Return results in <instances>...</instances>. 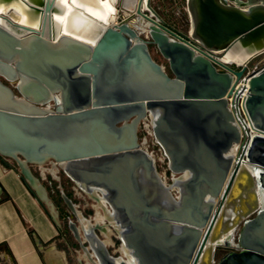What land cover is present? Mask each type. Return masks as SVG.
<instances>
[{
  "label": "water",
  "instance_id": "water-1",
  "mask_svg": "<svg viewBox=\"0 0 264 264\" xmlns=\"http://www.w3.org/2000/svg\"><path fill=\"white\" fill-rule=\"evenodd\" d=\"M16 1L35 23L0 0V154L56 221L33 166L50 161L98 201L108 225L86 220L61 191L91 264H264V65L247 76L243 106L255 133L237 158L242 131L228 102L245 66L264 56V0H186L200 47L164 24L150 0H120L123 17L110 10L106 21L73 0ZM67 9L77 25L63 27ZM146 119L169 179L139 141ZM107 226L118 255L94 230ZM35 241L46 264H67L55 244ZM218 245L230 250L216 261Z\"/></svg>",
  "mask_w": 264,
  "mask_h": 264
},
{
  "label": "crops",
  "instance_id": "crops-1",
  "mask_svg": "<svg viewBox=\"0 0 264 264\" xmlns=\"http://www.w3.org/2000/svg\"><path fill=\"white\" fill-rule=\"evenodd\" d=\"M38 168L42 175L41 184L58 209L55 200L49 195L50 181L46 180L49 173L56 176L57 168L50 161ZM161 173L169 179L164 168ZM60 218L56 221L48 206L27 185L18 169L7 166L0 159V264H46L36 238L45 246L55 244L67 264L69 257L77 264H91L80 247L69 243L65 230L62 229L61 233ZM108 243L109 246L113 244L111 237Z\"/></svg>",
  "mask_w": 264,
  "mask_h": 264
},
{
  "label": "rangeland",
  "instance_id": "rangeland-1",
  "mask_svg": "<svg viewBox=\"0 0 264 264\" xmlns=\"http://www.w3.org/2000/svg\"><path fill=\"white\" fill-rule=\"evenodd\" d=\"M228 3L232 4V1L228 0ZM116 19L119 20L121 17H123V14L126 12L121 1L117 0L116 3ZM150 6L157 12V14L159 15V17L161 18L162 22L164 24H166L167 26H169L170 28L179 31L183 34H187L191 37L189 30H190V16H189V12L187 9V3L186 0H150ZM192 38V37H191ZM150 51L153 55V57L156 58V60L164 65L167 66V62L166 60L161 56V54L159 52L156 51V48L154 45H150ZM259 59H256L255 61H253L250 65L249 68H252L255 63L258 61ZM234 66V65H232ZM138 137H139V141H143L144 137L147 136L145 129H144V123H140L139 124V128H138ZM148 137H151L150 135ZM156 153H158V151H156ZM5 160L7 162H9L10 164H15L17 167L16 162L14 161V159L10 158V157H5ZM158 167H159V171H163L164 165L162 164V162H160V160L158 159L157 161ZM33 171L34 173L37 175L38 172V168L36 166H33ZM62 180L65 181V185H61L60 190H62L63 192H65L69 197H71L76 203H78L80 201V197L77 196L76 194H74L72 188H71V184L68 182L67 177L63 174L62 176ZM46 180L49 181L50 180V176L47 175L46 176ZM59 183V182H58ZM88 206L86 208H81L79 209L80 214L82 215V217L85 218H96V220L98 219L100 222L102 221L103 223H105L106 225L107 222H105L104 220V215L101 212V210L98 208V205L92 200V199H88ZM59 205L61 204L62 209L64 208V203H62V201L59 199ZM93 207V208H92ZM108 209V207H106V210ZM98 210V211H97ZM96 215V216H95ZM98 215V216H97ZM252 215V214H251ZM94 221V219H93ZM241 224V223H240ZM239 224V226H240ZM65 227V226H64ZM107 228H109L107 226ZM65 232H66V237L69 240V243L74 244V246L76 248H78V245L75 243L70 231L67 229V227L64 228ZM109 232H111L110 228H109ZM108 232V234L102 233V236H104L103 238H105L107 241L110 242V233ZM115 242V240L113 241V243ZM62 244V243H61ZM60 244V245H61ZM117 245H110V249L113 253H115L116 255H118L119 253H117V251L119 250V241L116 242ZM225 249V250H224ZM227 248H224L223 245H218L216 246L215 249V254H214V258L215 260H219L225 253H227L226 251ZM69 264H77L72 258L69 257ZM89 264V263H87Z\"/></svg>",
  "mask_w": 264,
  "mask_h": 264
},
{
  "label": "built area",
  "instance_id": "built-area-1",
  "mask_svg": "<svg viewBox=\"0 0 264 264\" xmlns=\"http://www.w3.org/2000/svg\"><path fill=\"white\" fill-rule=\"evenodd\" d=\"M174 31L177 33V35L180 38L188 40L193 45V47L194 46L200 47L198 42L196 40L192 39L189 35L183 34V33L176 31V30H174ZM232 65H234V66H232ZM262 65H264V58H261L260 60H258L252 68H249V66H245L244 74H243L242 78L235 84L232 93L230 94V96H228L229 106L232 109V111L235 115L236 121L239 124L241 131H242L241 141L235 146V157L236 158L239 157L241 154H244L247 151L250 138L252 137L253 133H255V131L252 129V126H251V124L248 120V117L246 115V112H245V109L243 106V100H244L246 93H247V80H248L247 76H248V74H250L252 71L257 70ZM230 66L235 70H239L242 67H244V64H242V65L230 64ZM141 123H144V129H145V132L147 134V136L144 137V140L141 141V143H143V145L151 153H153V155H155L156 161H158V159H159L160 162H162V164L164 165V171H165V173L168 174L166 159L164 158L162 151L159 148V146L155 143L153 135L151 133L150 120L146 119V120H143ZM149 135L151 137H148ZM156 151H158V153H156ZM157 166H158V164H157Z\"/></svg>",
  "mask_w": 264,
  "mask_h": 264
},
{
  "label": "flooded vegetation",
  "instance_id": "flooded-vegetation-1",
  "mask_svg": "<svg viewBox=\"0 0 264 264\" xmlns=\"http://www.w3.org/2000/svg\"><path fill=\"white\" fill-rule=\"evenodd\" d=\"M261 58H264V56H260L258 59L260 60ZM37 167V166H36ZM38 168V167H37ZM41 174V172H40V170H39V168H38V172H37V175H40ZM64 173L59 169H57V171H56V176H52V174L51 173H49V176H50V185L48 184V186H49V195L55 200V202H56V204H57V207H58V210H59V214H60V216L59 217H61L60 219H61V224H62V226H61V233H62V229L64 230V228L65 227H67V229L70 231V233H71V235H72V237H73V239H74V241H75V243L78 245V247H79V244H78V242L76 241V239L74 238V236H73V233H72V231L70 230V228H69V225H68V219L69 218H72L74 221H76L77 222V224H79V221L77 220V218L75 217V216H73L71 213H70V211H69V209H68V207H67V205L65 204V202L63 201V199H62V197H61V191L62 190H60V187H61V185L63 186V185H65V181L64 180H62V175H63ZM65 175V174H64ZM66 176V175H65ZM67 177V176H66ZM67 180H68V182L71 184V188H72V190H73V192H74V194H76L77 196H79L80 197V201L78 202V203H76L72 198V200L75 202V204L77 205V209L79 210V209H81V208H86L89 204H88V199H92L97 205H98V208L99 209H101V212L103 213V215H104V220H105V222H107V220L105 219V212L103 211V209H102V207H100L99 206V204H98V201L96 200V199H94V198H92V197H90L89 195H87V194H85L84 192H82L81 190H79L76 186H75V184L67 177ZM59 182V183H58ZM61 184V185H60ZM59 199L62 201V203H64V208L62 209V207H61V204L59 205ZM93 208V207H92ZM85 218V217H84ZM86 220L88 219V218H85ZM89 220L93 223V219H91V218H89ZM101 223H102V221H101ZM65 226V227H64ZM94 230H95V232L97 233V234H99L101 237H102V231L100 230V229H98V228H96V227H94ZM110 235H111V238L113 239V241L115 240V242L113 243V245H117L116 244V242H118L119 241V239L115 236V234H114V232H111L110 233ZM119 243H120V241H119ZM119 245V244H118ZM224 248H226L225 246H223ZM109 248H110V246H109ZM111 250V249H110ZM225 250V249H224ZM230 249L229 248H227L226 249V251L228 252ZM117 253H119V250L117 251ZM114 255H116L115 253H113ZM89 259V258H88ZM90 261V260H89ZM90 263H91V261H90Z\"/></svg>",
  "mask_w": 264,
  "mask_h": 264
},
{
  "label": "bare ground",
  "instance_id": "bare-ground-1",
  "mask_svg": "<svg viewBox=\"0 0 264 264\" xmlns=\"http://www.w3.org/2000/svg\"><path fill=\"white\" fill-rule=\"evenodd\" d=\"M32 1L34 2L36 0H32ZM59 1L61 3H64V4L66 3V0H59ZM116 1L117 0H114V2L112 3L111 0H106L105 3L100 4L99 7H97V8L96 7H93L90 4V1L89 0H73V4H78V5L83 6L84 9L87 10L88 12H90L94 17H96V18H98L100 20H105L106 21V20H108V15H109L110 10L116 11V5H115V2ZM9 4L14 7L13 10H14V12L17 13V15L19 16V20L22 23H24V24H30V25H32L33 23H35V19H34L33 14L29 13L28 11H26L19 2H17L16 0H9ZM4 8H5V4L2 3V2H0V10H2ZM69 10L70 9H67L65 17L62 19L63 27H67V26L70 27V26L77 25L76 24L77 22L75 21V18H73L74 16H71V13L68 12ZM56 20H57V18H56ZM232 57L235 59L236 57H238V55L237 54L236 55H232ZM247 168L250 169V167H247ZM257 199H258V202L259 203L260 202L264 203V193H259V195H257ZM232 205L233 204L231 203L230 206H232ZM229 208L230 207H228L226 209V212L227 213H229V210H230ZM226 236H227V233L221 234V237H219V240L218 241L224 242ZM212 243L213 242H210L209 244H212Z\"/></svg>",
  "mask_w": 264,
  "mask_h": 264
},
{
  "label": "trees",
  "instance_id": "trees-1",
  "mask_svg": "<svg viewBox=\"0 0 264 264\" xmlns=\"http://www.w3.org/2000/svg\"><path fill=\"white\" fill-rule=\"evenodd\" d=\"M0 159L3 161V163H5L7 166H12V167H14V168H16L17 169V167H16V165L15 164H10L9 162H7L6 160H5V158L0 154Z\"/></svg>",
  "mask_w": 264,
  "mask_h": 264
}]
</instances>
